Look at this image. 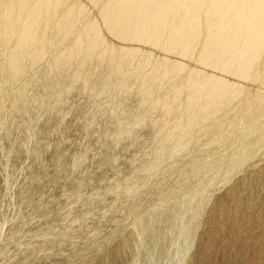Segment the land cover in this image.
Wrapping results in <instances>:
<instances>
[{
	"label": "rangeland",
	"instance_id": "1",
	"mask_svg": "<svg viewBox=\"0 0 264 264\" xmlns=\"http://www.w3.org/2000/svg\"><path fill=\"white\" fill-rule=\"evenodd\" d=\"M150 1L0 0V264H264V0Z\"/></svg>",
	"mask_w": 264,
	"mask_h": 264
},
{
	"label": "bare ground",
	"instance_id": "2",
	"mask_svg": "<svg viewBox=\"0 0 264 264\" xmlns=\"http://www.w3.org/2000/svg\"><path fill=\"white\" fill-rule=\"evenodd\" d=\"M141 1V3H140V5H141V9H143V7L145 8V7H148L149 8V10H150V8L152 7V5L153 4H150L152 1H150V0H140ZM150 1V2H149ZM191 1V0H190ZM200 1V0H199ZM231 1V0H230ZM234 1V0H233ZM240 1V0H239ZM135 2V1H134ZM164 2V1H163ZM166 2V1H165ZM170 2V1H169ZM247 2H249V1H247ZM252 2V1H251ZM254 2V1H253ZM117 3V2H116ZM193 4H194V2H192ZM205 3H207V2H205ZM235 3V2H234ZM115 4V3H114ZM236 4V3H235ZM242 4V3H241ZM244 4V3H243ZM246 4V3H245ZM249 4V3H248ZM257 4V3H256ZM110 5H112V3L110 4ZM218 5V4H217ZM238 5H239V3H238ZM254 5H255V3H254ZM118 6V5H117ZM123 7H126V5H122ZM129 6V5H128ZM237 6V5H236ZM235 6V7H236ZM164 7V6H163ZM215 7H219V5L218 6H215ZM240 7V6H239ZM254 7V6H253ZM258 7V6H257ZM113 8V7H112ZM148 8H146V9H148ZM160 8V7H159ZM222 8V7H221ZM232 8H234V7H232ZM248 8H250V6L248 7ZM118 10H120V8H117ZM130 9V8H129ZM133 9V8H132ZM135 9V8H134ZM139 9V8H138ZM137 9V10H138ZM161 9H162V7H161ZM214 9H217V8H214ZM229 9H231V8H229ZM240 10H243V9H241V8H239ZM252 9V8H251ZM157 10H159V9H157ZM196 11H197V9H195ZM248 10V9H247ZM258 10V9H257ZM259 10H260V8H259ZM123 11V10H122ZM147 11V10H146ZM152 11V10H151ZM160 11L161 10H159L158 11V14L160 13ZM214 11H216V10H214ZM230 11V10H229ZM228 11V12H229ZM239 11V10H238ZM261 11V10H260ZM120 11H117V13H119ZM123 12H125V11H123ZM145 12V11H144ZM161 12H163V11H161ZM135 13V12H134ZM133 13V14H134ZM137 13V12H136ZM244 13V12H243ZM247 13V12H246ZM127 14H132V12L130 13V12H128ZM139 14V13H138ZM146 14V13H145ZM148 14H150V13H148ZM228 14V13H227ZM239 14V13H238ZM248 14V13H247ZM256 14V13H255ZM142 15V14H141ZM155 15H157L156 13H155ZM244 15H245V13H244ZM258 15V14H257ZM132 17H133V15H131ZM138 15L136 14V17H137ZM157 16H159V15H157ZM160 16H161V14H160ZM125 17H128V16H125ZM221 17V16H220ZM242 17V16H241ZM244 17V16H243ZM261 17V16H260ZM19 18V17H18ZM128 18H130V17H128ZM141 18V17H140ZM158 18H160V17H158ZM127 18H125V20H126ZM137 19H138V17H137ZM234 19V18H233ZM244 19V18H243ZM260 19V18H259ZM115 20V19H114ZM228 20V19H227ZM230 20V19H229ZM110 21V20H109ZM118 21H120V20H118ZM132 21V20H131ZM254 21H257V19H254ZM134 22V21H133ZM179 22V21H178ZM212 22V21H211ZM218 22H220V21H218ZM251 22V21H250ZM109 23V22H108ZM177 23V22H176ZM207 23V22H206ZM225 23V22H224ZM227 23V22H226ZM229 23V22H228ZM239 23V22H238ZM112 24V23H111ZM178 24H180V23H178ZM211 24H214V23H211ZM219 24H221V23H219ZM255 24V23H254ZM257 24V23H256ZM263 24V23H262ZM110 25V24H109ZM173 26H174V23L172 24ZM172 25H170V26H172ZM238 25V24H237ZM248 25V24H247ZM253 25V24H252ZM32 26V25H31ZM172 26V27H173ZM178 26V25H177ZM176 25H175V27H177ZM185 26V25H184ZM189 26V25H188ZM216 26H218L217 24H216ZM216 26H214L215 28H216ZM233 26V25H232ZM235 26V25H234ZM250 26V25H249ZM193 27V26H192ZM209 27V26H208ZM245 27H247V26H244V29H245ZM180 28V27H179ZM188 28H190V27H188ZM212 28V27H211ZM236 28V27H235ZM240 28V27H239ZM250 28V27H249ZM94 29V28H93ZM172 29H174V28H172ZM178 29V28H177ZM191 29V28H190ZM236 29H238V28H236ZM253 29V28H252ZM226 30H229V29H226ZM234 30V29H233ZM242 30V29H241ZM218 32L220 31V30H217ZM236 31V30H235ZM251 31V30H250ZM90 32V31H89ZM192 32V31H191ZM234 32V31H233ZM240 32V31H239ZM262 32V31H261ZM243 33V32H242ZM244 33H246V34H248L247 32H244ZM90 33H88L87 35H89ZM187 34V33H186ZM216 34V33H215ZM214 33H213V35H215ZM226 34V33H225ZM230 34V33H229ZM176 36V35H175ZM192 36H195V35H192ZM222 36V35H221ZM225 36H227V38H229L228 37V35H225ZM235 36V35H234ZM237 36V35H236ZM177 37V36H176ZM240 37H242L243 38V36L241 35ZM182 38V37H181ZM214 38H216V37H214ZM225 37H222V38H219L220 40L221 39H224ZM227 38H226V40H227ZM85 39V38H84ZM238 39V38H237ZM240 39V38H239ZM246 39V38H245ZM87 40V39H86ZM89 40V39H88ZM173 40V39H172ZM219 40V41H220ZM236 40V39H235ZM235 40H233V41H235ZM79 41V40H78ZM179 41V40H178ZM215 41V40H214ZM228 41V40H227ZM242 41V40H241ZM245 41H247V40H245ZM81 42V41H80ZM85 42V41H84ZM87 42V41H86ZM90 42V41H89ZM240 42V41H239ZM77 43H79V42H77ZM81 43H83V41L81 42ZM216 43V42H215ZM219 43V42H218ZM228 43H232V42H229L228 41ZM250 43H252V42H250ZM255 43V42H254ZM84 44V43H83ZM86 44V43H85ZM91 44H93L92 42H91ZM225 44H227V42L225 41ZM237 44H238V42H237ZM249 44V43H248ZM79 45H81V44H79ZM87 45H90V44H87ZM187 45V44H186ZM228 45V44H227ZM80 47H82V46H80ZM89 47L90 46H88V48L87 49H89ZM221 47V46H220ZM224 47H226V46H224ZM75 48H77V45L75 44ZM75 48H73V49H75ZM86 48V47H85ZM222 49H223V47H221ZM77 49H80V48H77ZM77 49H75V50H77ZM227 49V48H226ZM202 93V92H201ZM210 93H212V92H210ZM207 96V95H206ZM211 98V97H210ZM190 99V98H189ZM207 100H209V99H207Z\"/></svg>",
	"mask_w": 264,
	"mask_h": 264
}]
</instances>
